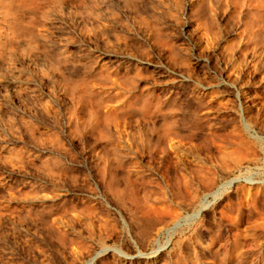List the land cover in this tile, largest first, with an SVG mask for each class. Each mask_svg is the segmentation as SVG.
I'll use <instances>...</instances> for the list:
<instances>
[{"label": "rangeland", "instance_id": "obj_1", "mask_svg": "<svg viewBox=\"0 0 264 264\" xmlns=\"http://www.w3.org/2000/svg\"><path fill=\"white\" fill-rule=\"evenodd\" d=\"M0 264H264V0H0Z\"/></svg>", "mask_w": 264, "mask_h": 264}]
</instances>
